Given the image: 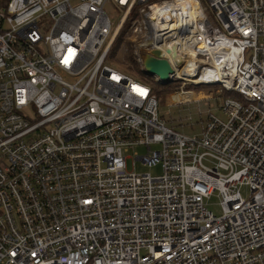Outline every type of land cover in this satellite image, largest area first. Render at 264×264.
Listing matches in <instances>:
<instances>
[{
  "label": "built area",
  "instance_id": "obj_1",
  "mask_svg": "<svg viewBox=\"0 0 264 264\" xmlns=\"http://www.w3.org/2000/svg\"><path fill=\"white\" fill-rule=\"evenodd\" d=\"M129 21L141 67L166 55L171 98L238 95L225 121L160 120L153 85L110 58ZM140 147L134 170L161 175L128 171ZM0 264H264V0H0Z\"/></svg>",
  "mask_w": 264,
  "mask_h": 264
},
{
  "label": "rangeland",
  "instance_id": "obj_2",
  "mask_svg": "<svg viewBox=\"0 0 264 264\" xmlns=\"http://www.w3.org/2000/svg\"><path fill=\"white\" fill-rule=\"evenodd\" d=\"M203 4L206 7L207 15L209 16L210 20L213 21L214 17L212 15V12L208 9L206 2L203 1ZM107 12L111 17L112 22L116 23L120 17V13L114 12L111 9H108ZM129 37L128 41L131 42ZM123 48L124 46H122V48L119 50L118 58L120 59V63H122L124 67H129L128 62L125 59L126 53L124 54L125 50ZM125 49L127 50V46L125 47ZM140 68L142 70L141 66ZM152 80L156 81L154 77H152ZM192 91L194 95L192 93L188 94H190L189 99H193V97L195 96L193 101L180 104H174L171 98V95L176 93L177 91L168 94L167 99L163 98L159 100L158 111L160 120L172 130L187 136H198L201 134L203 126L209 119L210 115L225 121L226 117L222 112V106L224 104V100L228 97L224 95L221 86L203 85L192 88ZM153 147V149H156L155 146ZM135 152L140 155H145L147 153V149L146 147H140L136 150H131L126 154V156L128 157V171L136 172L139 174L147 173L152 176H159L163 173L161 166L148 168L143 166L140 162L137 163L134 170L133 162ZM205 164L211 165L207 161H205ZM240 192L245 199L249 198L250 189L248 186H242L240 188ZM206 206L209 211H211L217 217H220L223 214L222 206L220 204V198L217 196V194L212 195L208 200H206Z\"/></svg>",
  "mask_w": 264,
  "mask_h": 264
},
{
  "label": "trees",
  "instance_id": "obj_3",
  "mask_svg": "<svg viewBox=\"0 0 264 264\" xmlns=\"http://www.w3.org/2000/svg\"><path fill=\"white\" fill-rule=\"evenodd\" d=\"M129 21L126 26L124 27L123 31L121 32L120 36L116 40L111 52H110V58L111 59H117L118 52L121 49V46L126 44L127 50L125 54V59L129 64V67H124V70L132 74L134 77L145 80L153 85L154 92L157 95L158 100L161 99H167L168 94H171L175 91H178L180 84L179 83H168V84H158L157 82H154L151 77H148L140 68V65L137 61V58L135 56V51L132 46V43L128 41V35H129V26H130ZM214 86H219V85H214ZM194 87H199V86H193L189 85L186 87V91H192V88ZM224 95L227 96L228 98H237L238 95L233 92H228V91H223Z\"/></svg>",
  "mask_w": 264,
  "mask_h": 264
},
{
  "label": "water",
  "instance_id": "obj_4",
  "mask_svg": "<svg viewBox=\"0 0 264 264\" xmlns=\"http://www.w3.org/2000/svg\"><path fill=\"white\" fill-rule=\"evenodd\" d=\"M169 19V14L164 13L160 20L166 21ZM169 53V51H168ZM174 56V60L178 61V58ZM141 64H142V71L145 74H152L156 75L162 83H169L170 82V74L173 73L171 66L168 64L166 60V55L158 50H154L151 54H144L141 56ZM182 77H189L190 74L187 69L181 70Z\"/></svg>",
  "mask_w": 264,
  "mask_h": 264
},
{
  "label": "bare ground",
  "instance_id": "obj_5",
  "mask_svg": "<svg viewBox=\"0 0 264 264\" xmlns=\"http://www.w3.org/2000/svg\"><path fill=\"white\" fill-rule=\"evenodd\" d=\"M193 2V0H188ZM196 6L194 4V8L193 10H195ZM175 25L174 27L179 26V21H175V23L173 24ZM191 81H196L197 83H202V82H218L221 81V77L219 75H214V76H203L200 80H193V78H190Z\"/></svg>",
  "mask_w": 264,
  "mask_h": 264
},
{
  "label": "crops",
  "instance_id": "obj_6",
  "mask_svg": "<svg viewBox=\"0 0 264 264\" xmlns=\"http://www.w3.org/2000/svg\"><path fill=\"white\" fill-rule=\"evenodd\" d=\"M189 95H190V94H181V95L174 96V97H172V98H173L174 100H176V98H178V97L189 99V98H190Z\"/></svg>",
  "mask_w": 264,
  "mask_h": 264
}]
</instances>
